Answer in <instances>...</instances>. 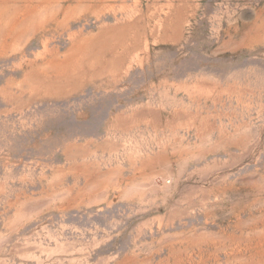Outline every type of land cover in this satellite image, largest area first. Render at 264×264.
<instances>
[{
  "label": "rangeland",
  "instance_id": "rangeland-1",
  "mask_svg": "<svg viewBox=\"0 0 264 264\" xmlns=\"http://www.w3.org/2000/svg\"><path fill=\"white\" fill-rule=\"evenodd\" d=\"M0 264H264V0H0Z\"/></svg>",
  "mask_w": 264,
  "mask_h": 264
}]
</instances>
